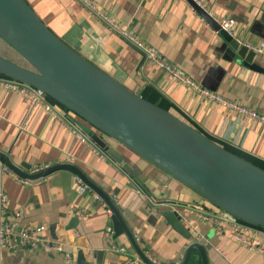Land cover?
Returning a JSON list of instances; mask_svg holds the SVG:
<instances>
[{
  "label": "crops",
  "instance_id": "1",
  "mask_svg": "<svg viewBox=\"0 0 264 264\" xmlns=\"http://www.w3.org/2000/svg\"><path fill=\"white\" fill-rule=\"evenodd\" d=\"M25 1L54 35L125 89L140 96L142 87L152 86L173 105L170 114L212 141L264 164L262 123L171 80L79 0ZM195 1L215 20L233 21V37L241 44L264 43V0ZM93 4L200 88L264 115V73L230 60L220 36L186 0H93ZM0 49L7 50L3 45ZM254 63L264 69V55L255 54ZM51 104L61 120L38 105L30 108L18 93L0 88V153L13 165L22 170L67 162L78 167L108 197L117 195L113 204L142 253L155 264H180L186 247L195 242L192 237H197L192 227L199 235L197 243L205 247L207 264H264V239L234 227L232 219L221 218L214 224L201 220V213L220 217L223 211L112 140L108 142L134 177L109 157L99 159L71 132L77 129L89 139L92 128ZM0 161L4 164L5 159ZM74 176L59 170L37 185H23L0 175V189L7 197L5 214L19 211L21 226H45V234L71 255V264H76L79 252L90 264H97V253L101 254L100 264H127L136 258L112 213L108 215L90 193L79 195ZM235 235L255 248L249 249ZM0 264L66 263L62 254L20 249L14 253L1 250ZM190 264L200 261L191 258Z\"/></svg>",
  "mask_w": 264,
  "mask_h": 264
},
{
  "label": "water",
  "instance_id": "2",
  "mask_svg": "<svg viewBox=\"0 0 264 264\" xmlns=\"http://www.w3.org/2000/svg\"><path fill=\"white\" fill-rule=\"evenodd\" d=\"M222 39L230 60L256 72L255 53L222 30L195 0H186ZM0 39L28 65L19 66L0 56V76L33 87L59 106L86 122L95 132L89 139L129 175L134 173L108 142L129 149L175 178L217 209L236 220L264 229V170L232 154L169 112L131 93L112 77L67 46L54 35L25 0H0ZM150 115L162 116L175 130L198 146L212 164L198 161L175 140L153 127ZM4 165L26 180L42 179L56 171L73 173L106 203L119 223L131 248L143 264L152 263L140 250L132 233L109 197L73 164L49 166L37 173L13 165L5 155ZM169 220V219H168ZM193 254H197L194 257ZM100 253L95 254L100 264ZM191 258L207 264L203 245L191 242L180 264ZM76 264H90L78 253Z\"/></svg>",
  "mask_w": 264,
  "mask_h": 264
},
{
  "label": "built area",
  "instance_id": "3",
  "mask_svg": "<svg viewBox=\"0 0 264 264\" xmlns=\"http://www.w3.org/2000/svg\"><path fill=\"white\" fill-rule=\"evenodd\" d=\"M86 8L90 11L94 12L96 16L102 20L108 27L114 31L120 33L127 41H129L135 48L141 51L144 57L150 62L151 65L160 69L163 73H165L171 80L176 81L180 84H184L188 86L190 89L199 93L202 97L207 98L210 101H213L227 109H230L240 115L246 116L249 119L254 121H258L264 125V115H260L259 113L248 109L242 106L239 102L228 101L214 93H211L205 89L200 88L196 85L191 79L186 77L177 67L172 66L165 62L164 57L161 53L156 51L153 47L145 45L140 40L134 38L128 31L121 30L119 28L118 23L105 15L103 12L97 10L93 4V0H79ZM219 27L227 32L229 35H233L234 22L229 19H221L215 20ZM205 23V22H204ZM249 50H251L255 54L264 55V43H261L258 46H249L246 45ZM0 88L5 91H12L18 93L24 101L29 105L30 108L34 106L43 107L46 111L51 113L54 118L61 120L59 115L55 112V108L53 105L47 100L46 96L42 94L37 89L30 87L26 84L8 79L6 77L0 76ZM67 127V125H65ZM68 128V127H67ZM72 134H74L80 143L89 148V150L95 154L99 159H105L106 155L87 137L83 136L81 133L77 131V129H73ZM68 163V162H67ZM70 164V163H68ZM47 167H36L31 170L30 173H37L40 170H43ZM0 175H8L12 177L15 181L23 185H37L39 182L46 177L30 181L24 178H21L13 171H11L8 167H6L3 162L0 161ZM74 181L77 184V193L84 194L90 193L91 197L95 199L101 206L106 208V212L108 215H111L110 209L107 207L104 200L94 191H92L86 184H84L78 177L74 176ZM109 199L112 202H115L117 199V195L111 193ZM7 203V197L3 189H0V251L6 250L10 252H16L20 249H26L28 251H36L42 250L48 253L53 254H62L64 256V260L66 264L72 263L71 255L65 250L64 246L57 241L51 240L46 234V228L43 225L37 226H21L20 218L21 214L19 211L10 212L9 214H5V206ZM81 211H76V215H80ZM220 217H217L216 214L212 213H201L199 214V218L206 222L218 223L221 218L234 220V227L239 229H244L247 231H252L261 239H264V230L242 223L238 220H235L232 216L228 215L225 212L219 214ZM193 233L197 235V237H192L195 242L199 241V235L196 232L195 227H192ZM110 232V229H109ZM235 237L248 246L249 249H253L251 243L247 239H243L237 235ZM113 248V247H112ZM258 250V249H257ZM117 251V250H116ZM152 262V261H151ZM153 263V262H152ZM127 264H143L137 257L133 259H129Z\"/></svg>",
  "mask_w": 264,
  "mask_h": 264
},
{
  "label": "trees",
  "instance_id": "4",
  "mask_svg": "<svg viewBox=\"0 0 264 264\" xmlns=\"http://www.w3.org/2000/svg\"><path fill=\"white\" fill-rule=\"evenodd\" d=\"M50 30V29H49ZM0 43H2V45L5 47V49H7L12 55H14L15 57H18L19 60L24 63V64H27L23 59L21 60V57L16 53L14 52L9 46H7L4 42H2L0 40ZM0 56H2L3 58L9 60V61H12L10 59H8L7 57H4L3 55L0 54ZM13 62V61H12ZM28 66V65H27ZM139 95L144 99L146 100L147 102L159 107V108H162L163 110H165L166 112H169L171 113L174 109L173 105L163 96L161 95L156 89H154L152 86H144L142 87L141 91L139 92ZM47 100L50 102V103H53V104H56L58 105L57 103H55L52 99L46 97ZM59 106V105H58ZM61 107V106H60ZM202 133V132H201ZM204 135V133H202ZM206 136V135H205ZM216 142V141H214ZM217 144L221 145L224 149H226L227 151L231 152L232 154L252 163L253 165L261 168L264 170V164H261L260 162H258L256 159L242 153L241 151L239 150H236L235 148L233 147H230L226 144H220L218 142H216ZM259 228V227H257ZM261 229V228H260ZM264 230V229H263Z\"/></svg>",
  "mask_w": 264,
  "mask_h": 264
},
{
  "label": "bare ground",
  "instance_id": "5",
  "mask_svg": "<svg viewBox=\"0 0 264 264\" xmlns=\"http://www.w3.org/2000/svg\"><path fill=\"white\" fill-rule=\"evenodd\" d=\"M144 111L145 113H148L145 109ZM148 114L150 117H153L155 120V122L154 121L150 122L148 120V122L151 123L153 127L161 131L164 135L175 140L176 144L181 146L185 151H187L190 155H192L198 161L212 166V164L203 154V151L198 146H196L193 142L188 140V138L183 136L177 129L175 130V128H173V126L169 122H166V120L162 116L158 117L155 115H150V113Z\"/></svg>",
  "mask_w": 264,
  "mask_h": 264
},
{
  "label": "rangeland",
  "instance_id": "6",
  "mask_svg": "<svg viewBox=\"0 0 264 264\" xmlns=\"http://www.w3.org/2000/svg\"><path fill=\"white\" fill-rule=\"evenodd\" d=\"M0 45H2V43H0ZM0 54H2L4 57H7L8 59H10V60H13V61H16V62H18V63H21L18 59H15V56L14 55H12L9 51H7V50H5L4 51V49H0ZM2 57V56H1ZM14 57V58H13ZM75 116V115H74ZM74 116H72V117H74ZM73 119H75L76 120V118L74 117ZM87 129H89V128H87ZM93 130V129H92ZM93 132H95L94 130H93Z\"/></svg>",
  "mask_w": 264,
  "mask_h": 264
}]
</instances>
